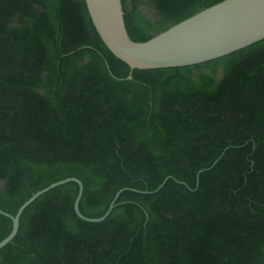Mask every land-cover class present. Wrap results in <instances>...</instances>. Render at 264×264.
Segmentation results:
<instances>
[{"label":"trees","instance_id":"trees-1","mask_svg":"<svg viewBox=\"0 0 264 264\" xmlns=\"http://www.w3.org/2000/svg\"><path fill=\"white\" fill-rule=\"evenodd\" d=\"M222 1L122 6L145 42ZM130 72L85 0H0V209L75 177L100 218L128 189L101 223L78 184L43 194L0 264H264V40ZM12 228L0 214V242Z\"/></svg>","mask_w":264,"mask_h":264},{"label":"water","instance_id":"water-1","mask_svg":"<svg viewBox=\"0 0 264 264\" xmlns=\"http://www.w3.org/2000/svg\"><path fill=\"white\" fill-rule=\"evenodd\" d=\"M85 3L104 45L118 60L131 68L127 80L133 79L134 70H161L203 64L264 40V0H224L145 42H134L130 38L122 0H85ZM206 170L198 173V179ZM168 179L157 190L140 193H157ZM71 182L79 186L74 203L75 212L80 219L90 223L106 220L116 207L121 193L128 190L123 189L116 194L104 216L90 218L80 210L84 193L82 181L73 177L55 182L35 193L15 216L0 209V214L10 218L13 223L11 233L0 242V251L17 236L20 218L31 204L52 189Z\"/></svg>","mask_w":264,"mask_h":264}]
</instances>
